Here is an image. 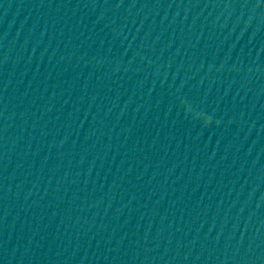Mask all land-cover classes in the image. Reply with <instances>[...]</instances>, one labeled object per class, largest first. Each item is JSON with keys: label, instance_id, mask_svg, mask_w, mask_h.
<instances>
[{"label": "water", "instance_id": "95a60500", "mask_svg": "<svg viewBox=\"0 0 264 264\" xmlns=\"http://www.w3.org/2000/svg\"><path fill=\"white\" fill-rule=\"evenodd\" d=\"M0 264H264V0H0Z\"/></svg>", "mask_w": 264, "mask_h": 264}]
</instances>
